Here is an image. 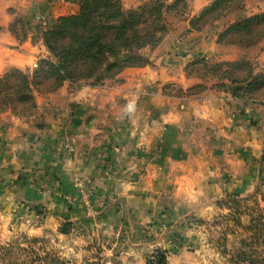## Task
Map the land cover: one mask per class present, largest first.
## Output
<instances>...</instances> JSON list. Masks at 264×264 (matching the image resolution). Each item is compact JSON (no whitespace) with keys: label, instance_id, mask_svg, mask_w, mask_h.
<instances>
[{"label":"crops","instance_id":"1","mask_svg":"<svg viewBox=\"0 0 264 264\" xmlns=\"http://www.w3.org/2000/svg\"><path fill=\"white\" fill-rule=\"evenodd\" d=\"M121 1L130 10L151 0ZM186 1V15L168 16L172 26L160 45L143 50L147 66L102 86L67 82L37 95L26 118L0 114V241L71 224L84 240L112 241L113 264L126 263L151 247L152 224L208 217L224 198L253 194L264 167V104L233 97L232 84L185 98L170 88L204 83L185 73L201 54L216 63L257 52L264 61V42L249 50L217 43L237 19L264 12V0H246L242 12L202 32H190V21L214 0ZM78 11L63 1L0 0V76L33 73L48 55L41 16L51 25Z\"/></svg>","mask_w":264,"mask_h":264},{"label":"trees","instance_id":"2","mask_svg":"<svg viewBox=\"0 0 264 264\" xmlns=\"http://www.w3.org/2000/svg\"><path fill=\"white\" fill-rule=\"evenodd\" d=\"M75 4L79 11L58 18L43 33L48 55L39 59L33 73L12 69L0 76V114L12 112L26 118L37 108V95L59 91L67 82L91 83L102 86L116 79L128 68H142L149 60L143 50L155 49L169 32L167 18L171 14L186 15V0H152L137 8L126 10L121 0H52ZM246 0H214L199 16L190 21V32H202L242 12ZM264 42V12L244 16L225 27L217 38L222 46L247 50ZM190 79L204 81L192 88L170 91L178 97H194L208 88L226 91L235 86L233 97L255 104H264V68L242 57L237 61L211 63L206 58L191 61L185 68ZM214 84L209 87L207 84ZM264 172H261V177ZM260 193L257 189L250 199L230 197L223 205L233 209L225 220L234 228L224 227L216 242L219 261L214 264H264V209L240 208ZM237 215V216H236ZM247 217V222L243 217ZM224 224V223H223ZM71 226V224H69ZM68 226V225H66ZM68 234L67 227L59 230ZM230 236H238L236 244ZM0 264H72L63 251L44 237L22 236L13 243H0ZM146 264H170L168 251L155 249Z\"/></svg>","mask_w":264,"mask_h":264},{"label":"rangeland","instance_id":"3","mask_svg":"<svg viewBox=\"0 0 264 264\" xmlns=\"http://www.w3.org/2000/svg\"><path fill=\"white\" fill-rule=\"evenodd\" d=\"M166 21L169 27L171 23H169L170 21L168 18ZM257 54L258 53L255 52L251 56L246 51L241 54L240 59L242 57H247L253 60L259 68H264V61L260 60L257 57ZM198 58H206L210 61V56L207 54L198 55L196 59ZM179 88L181 87H171L170 91L177 90ZM262 172H264V167H262ZM257 189H260V193L257 197H255V199L249 201L246 200L241 203L240 208L242 210L245 208L252 209L257 204L264 209V175L262 177L260 176L258 185L254 189L253 194ZM249 195L243 197L250 199L251 196L249 197ZM229 198L226 197L221 202H225L229 200ZM232 210L229 209V207L226 208L223 203H220L218 208L214 210L215 213L212 212V214L208 215V217L202 218L197 215H190L177 220H171L164 225L152 224V226H150L151 229H149V233L151 234L150 237L152 238L150 239L151 247L145 252L143 258L140 256H135L131 259L130 257H126L124 258V260H128L126 263L123 261H117L115 264H146L147 257L157 248H162L168 251L170 264H214L220 260L217 253L218 250L216 248V242L220 237L219 232L224 229V227H221L219 223L226 226L225 221H227V226L234 228V222L225 220V217L233 212ZM247 220V217L244 216L243 221L247 222ZM159 226H162V228H159ZM64 227H67L69 231L68 234H65L68 236L66 238H59V235H62L60 231L55 232V230H45L41 235L20 233L15 241L20 239L22 236H29L30 238L44 237L51 241L57 248L62 250L63 255L66 258H69L72 264H113V259L116 254L113 251L114 243L112 241L104 243V240H94V238L84 240L82 239V236H80V232H74L72 226L69 224L61 225L60 229ZM229 238L231 244H236L238 241V236H230ZM15 241H0V243L5 245ZM109 251H112L109 255H103L104 252Z\"/></svg>","mask_w":264,"mask_h":264},{"label":"built area","instance_id":"4","mask_svg":"<svg viewBox=\"0 0 264 264\" xmlns=\"http://www.w3.org/2000/svg\"><path fill=\"white\" fill-rule=\"evenodd\" d=\"M39 23H40V26H41L43 32H45L49 28V26H50V24L48 23L47 19L44 16H41L40 17ZM128 106H129V109L130 110L134 108L133 103H129ZM60 147L62 149L65 148V149H67L69 151H72L73 150L72 145L69 144V143L60 144ZM161 149H162L161 148V145H160V143H158L157 150H156V155L157 156H160ZM147 174H148L147 172L142 173V178H145ZM80 193L82 195V200H87V198L89 197V195L84 191L83 188L80 189Z\"/></svg>","mask_w":264,"mask_h":264}]
</instances>
